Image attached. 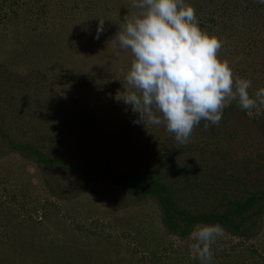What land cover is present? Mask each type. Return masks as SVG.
I'll return each instance as SVG.
<instances>
[{"label":"rangeland","instance_id":"374dc122","mask_svg":"<svg viewBox=\"0 0 264 264\" xmlns=\"http://www.w3.org/2000/svg\"><path fill=\"white\" fill-rule=\"evenodd\" d=\"M185 3L222 42L217 57L234 79L250 80V95L264 88V5ZM138 11L132 0H0V264H201L191 258L190 234H169L153 200L124 197L110 182L117 169L153 159L165 165L160 148L166 155L189 149L196 182L211 183L210 194L237 195L224 179L227 163L212 160L225 152L248 191L264 187V106L242 111L233 101L219 125L201 120L184 144L163 125L133 123L139 114L116 97L131 90L125 77L134 57L115 37ZM15 142L86 167L94 182L36 162ZM200 201L203 211L213 203ZM249 226V238L218 237L211 264H264V209Z\"/></svg>","mask_w":264,"mask_h":264},{"label":"clouds","instance_id":"9594fccd","mask_svg":"<svg viewBox=\"0 0 264 264\" xmlns=\"http://www.w3.org/2000/svg\"><path fill=\"white\" fill-rule=\"evenodd\" d=\"M132 7L137 15L115 37L134 57L125 77L131 90L116 99L139 114L134 124L163 125L184 144L201 120L219 125L233 101L242 111L264 106V88L250 95L251 81L234 79L229 63L217 57L222 42L199 27L185 0H132ZM103 31L100 21L95 38ZM223 233L219 224L197 225L189 236L191 258L211 264V245Z\"/></svg>","mask_w":264,"mask_h":264},{"label":"trees","instance_id":"16d2710c","mask_svg":"<svg viewBox=\"0 0 264 264\" xmlns=\"http://www.w3.org/2000/svg\"><path fill=\"white\" fill-rule=\"evenodd\" d=\"M139 144L149 148L146 140L140 141ZM14 147H17V150L21 152L32 153L31 155L34 156L36 162L40 164H53L64 170L75 171L78 176L87 179V181L94 180V178L88 179L89 174L85 170L86 167H81L82 165L78 164L66 165L63 159L45 156L30 143L21 146L15 142ZM185 149L183 145H180L176 152L172 150L171 153L166 155V151L160 148L161 156L169 158L166 160L165 165L158 159H153L143 161L142 168L139 167L140 169H117L115 178H111L110 182L124 192V197L127 196L135 200H153L163 226L171 235L185 238L197 225L219 224L223 227L225 233L234 237L242 239L251 237L252 235L247 230L246 224L252 228L255 220L259 218L264 209V196H262L264 195V187L261 190L248 191L240 179L234 176L238 172L237 163H229L230 156L225 152L218 154V159L212 157V160L224 161L228 164H226L228 168L224 166L222 168L225 169L224 179L230 182L229 186H234L231 195L234 192H237V195H232V198L228 197L229 199L218 197L219 194L214 189L213 193L210 194V189H207V187L211 183L206 187L203 184H197V163H193L190 159V150ZM175 159L181 160L182 163H177ZM184 160L187 161L184 162ZM109 170L111 169L109 168ZM109 170L106 169V174H103L104 179L110 176ZM217 170H219V167L214 165V174ZM62 185L56 184L58 190H61ZM240 195L242 196L240 197ZM201 198L205 201V204L208 201H213L206 211L201 210Z\"/></svg>","mask_w":264,"mask_h":264}]
</instances>
